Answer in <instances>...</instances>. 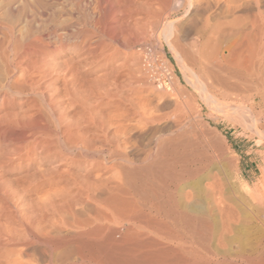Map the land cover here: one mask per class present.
<instances>
[{
    "label": "bare ground",
    "instance_id": "bare-ground-1",
    "mask_svg": "<svg viewBox=\"0 0 264 264\" xmlns=\"http://www.w3.org/2000/svg\"><path fill=\"white\" fill-rule=\"evenodd\" d=\"M197 99L264 144V0H0V264H264Z\"/></svg>",
    "mask_w": 264,
    "mask_h": 264
},
{
    "label": "rangeland",
    "instance_id": "rangeland-1",
    "mask_svg": "<svg viewBox=\"0 0 264 264\" xmlns=\"http://www.w3.org/2000/svg\"><path fill=\"white\" fill-rule=\"evenodd\" d=\"M165 52H166V56L169 59V61H171V63L173 65H175V61H174L173 57L171 56L170 52L167 50V48H166ZM176 74L181 79V83L185 84L184 83L185 81L183 80L182 76L180 75L178 68L176 69ZM197 101L202 107V113L204 114V121L210 122V126H211L210 129L216 130V134L219 136V138H221L220 140H222V145H221V142H218V141H214V142H216V144L213 143L214 147H215L214 151H216L217 148L221 149V150L217 149L218 151H216L215 153L224 154V156L222 157L223 159L221 158L222 160L220 159L219 161H215L213 163V166H215V163H217V162H221L222 164H224L226 158H227V161L229 159H232L236 163V168H234L233 166H232V168L230 166V168H229L230 170L227 168V170L229 172L227 174V170H225V172H226V173L224 172L225 175L223 173V175L225 177L222 176V178L226 179V180L224 179V181H225V184H227L226 185L227 186L226 191H228L227 192L228 196L230 194L231 195L230 197L236 196V198H238V200H239V197H240V199L243 200L242 192L244 191V189L249 188L252 190V192H257L258 190L261 189L262 185L264 184L263 183L264 182V174H263L264 173V144L261 145L263 143V141H260L257 138V136L250 133V131H248L247 129L243 128L242 126H239L238 123L226 118L222 113L212 114L211 115L212 117L210 116L209 117L210 120H209L206 117L210 113L209 109H206L207 107L201 103L200 99H197ZM245 111L246 110H244V112H243V116L245 117V119H248L249 118V112L248 111L245 112ZM260 111H261L260 109L256 110V112H260ZM218 115H220V116H218ZM202 124H203V122H202ZM200 126H201V124L199 125V127ZM222 152H224V153H222ZM223 160H224V162H222ZM235 160H237V161H235ZM233 168L236 171H234ZM235 172H237V173H235ZM226 176L229 178V180ZM230 176H231V178H230ZM235 176H237V177H235ZM236 192L238 194H235ZM236 234H237V236H236ZM234 236L238 240L239 236H241V235L239 232L236 231ZM242 238H240L242 241L239 239L240 242L242 243V245L244 244V247H246L245 245H247L246 248H250L249 246H251L253 243L250 242L248 245L247 244L248 242L247 243H246V241L244 242V239H242ZM237 242L231 243V245H233V244L234 245L228 246L227 249L230 250L231 252L236 251L237 244H240V242L239 243H237Z\"/></svg>",
    "mask_w": 264,
    "mask_h": 264
}]
</instances>
